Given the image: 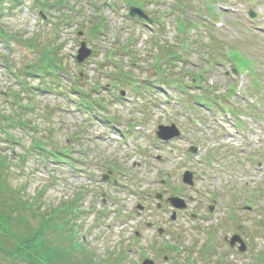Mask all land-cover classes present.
Segmentation results:
<instances>
[{"label": "rangeland", "instance_id": "374dc122", "mask_svg": "<svg viewBox=\"0 0 264 264\" xmlns=\"http://www.w3.org/2000/svg\"><path fill=\"white\" fill-rule=\"evenodd\" d=\"M115 2L114 8L108 0L3 3L0 29L8 39L0 40V176L23 197H38L56 218H70L62 207L80 197L81 212L60 236L76 250L85 244L96 263L141 264L146 257L154 264H264V0H145L141 8L151 24L127 19L128 0ZM100 16L104 28L96 33L91 28ZM183 40L190 43L185 55L177 46ZM81 41L92 55L78 63ZM169 51L183 55L164 62ZM55 56L63 58L58 79L30 74ZM235 66L250 74L238 77ZM116 67L133 75L132 89L110 82ZM38 84L45 91L26 88ZM95 84L105 88L95 91ZM90 88L104 108L89 118L78 102ZM174 97L178 104L170 103ZM15 115L25 128L5 129L2 123ZM133 125L142 129L132 131ZM159 129L180 134L163 143ZM38 142L71 159L36 155L31 145ZM185 170L194 172L193 185L183 183ZM173 196L185 207H172L166 198ZM72 221L76 235L67 240ZM234 234L244 252L223 240Z\"/></svg>", "mask_w": 264, "mask_h": 264}, {"label": "trees", "instance_id": "16d2710c", "mask_svg": "<svg viewBox=\"0 0 264 264\" xmlns=\"http://www.w3.org/2000/svg\"><path fill=\"white\" fill-rule=\"evenodd\" d=\"M3 33L0 30V35ZM83 105L90 107L87 102ZM4 164L6 161L2 166ZM0 180L3 182L0 185V253L5 255L3 264H108L101 260L96 263L95 256L85 246H79L78 250L76 246L71 247L73 242L60 236L64 219L50 215L48 208L41 209L37 197L27 199L11 187L6 177L0 176ZM76 251L79 254L76 255Z\"/></svg>", "mask_w": 264, "mask_h": 264}, {"label": "water", "instance_id": "95a60500", "mask_svg": "<svg viewBox=\"0 0 264 264\" xmlns=\"http://www.w3.org/2000/svg\"><path fill=\"white\" fill-rule=\"evenodd\" d=\"M129 15L130 16H137V17H140V18H147L146 14L143 11H141L138 8H134V7H130ZM88 54H89V51H87L84 48L83 44H82V47L79 50V54H78V57H77L78 61H82ZM176 134H177V131H174V132H171V133H169L167 130L159 132V136L160 137H164V138H170V137H172V136H174ZM184 181L190 182V174L189 173H185L184 174ZM237 240L240 242L239 250L240 251H244L246 249L245 243L243 242V240L238 235H233L229 242H230L231 245H234L235 241H237ZM146 263L152 264V262L149 261V260L144 262V264H146Z\"/></svg>", "mask_w": 264, "mask_h": 264}]
</instances>
